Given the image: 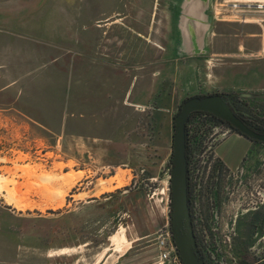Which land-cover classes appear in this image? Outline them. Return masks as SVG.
I'll use <instances>...</instances> for the list:
<instances>
[{
    "label": "rangeland",
    "instance_id": "rangeland-1",
    "mask_svg": "<svg viewBox=\"0 0 264 264\" xmlns=\"http://www.w3.org/2000/svg\"><path fill=\"white\" fill-rule=\"evenodd\" d=\"M246 2L213 0L214 22L257 18L230 5ZM168 3L0 0V46L13 51L9 69H0V84L12 83L0 90V264H157L152 238L169 224L173 118L182 101L215 91L254 94L249 106L264 116V78L246 73L255 68L263 75L264 57L173 56L178 41L165 39ZM257 25L256 44L264 48V22ZM235 29L212 37L232 40L220 48L228 54L247 39L232 36ZM7 32L13 40L3 37ZM93 51L91 68H126L128 79L152 68L151 81L136 87L128 81L130 101L145 100L152 89L150 105L126 107V136L107 127L109 119H116L113 126L122 119L110 112L96 121L105 127L103 138L57 135L61 120L70 118L60 113L69 80L62 68L77 58L80 68H90L86 56ZM235 138L217 149L231 168L246 150L253 157L258 151Z\"/></svg>",
    "mask_w": 264,
    "mask_h": 264
},
{
    "label": "crops",
    "instance_id": "crops-1",
    "mask_svg": "<svg viewBox=\"0 0 264 264\" xmlns=\"http://www.w3.org/2000/svg\"><path fill=\"white\" fill-rule=\"evenodd\" d=\"M168 3L167 7V14L166 17L167 22L166 25L169 28L173 29V26L175 25V22H177L179 26V30L176 29L175 36L167 38L169 41H183L182 44V50H172L171 54L173 56L179 57V58H197L202 56H208L207 54L211 55V57L217 58L220 56H228L230 57H242L246 59L250 58H259L264 57V48H260L258 44H256L257 41H261V30L260 27L257 25L258 23L264 22L263 19H251V20H239V18L233 19V20H216L217 22H214V17L212 15V5L213 0H205V1H199V7H198V14L196 15H190L185 14V10L183 9L184 2L182 0H174V2ZM228 1H235V0H228ZM247 5H243L241 3H235L230 5H235V10H238L240 12L245 11L246 13H255L252 12L254 10H259L260 8L252 7L257 6L255 1L259 0H246ZM253 1V2H251ZM170 5V6H169ZM239 5H242L241 7ZM238 6V7H236ZM261 9H264L263 7ZM241 19V17H240ZM237 23V24H236ZM257 23V24H256ZM218 26H217V25ZM236 24V25H235ZM236 26V33L232 34V36L236 38L244 37L247 38L243 41L238 42L237 50L238 53H231L228 54L227 52L222 51L225 46H222L225 42L226 45H233L232 40H226L223 41V39H220L218 42V38H212V37H227L228 34H231L234 30V27ZM198 29H202L204 36V42H200L196 49H190L188 46V42L190 41L191 37L193 36L194 32ZM228 30H231V33H229ZM6 35L10 36H4V38L13 40L14 39V33L7 32ZM167 34V32H166ZM214 40L216 42L214 43ZM222 41V42H221ZM245 43V44H244ZM222 48V50L220 49ZM239 51H242L239 53ZM0 54H2V58L0 61V69L4 71H7L9 68V60L10 63L13 61V51L12 48L9 49V44L5 43V45L0 46ZM87 62L90 63V68L87 66L85 68H80V62L78 58L76 60H72V63L70 65V68H62L64 73H69V80H66L64 77V90H65V97H64V103H62V107L60 109V113L63 114L65 117L69 115L70 118H64L61 120V124L59 125V130L56 131L57 135L60 136H71V137H92V138H103L105 135L101 133V130H103L105 127L103 125L96 124V121L102 120V116L104 113L110 112L115 113L118 115H122V119L118 117V125L113 126V121L116 119H109V122H112L109 126H107L109 129H122L124 132L122 133L123 136L127 135L126 129H127V106H139L142 107L143 105H150L153 91L152 89L146 90V99L142 100H135L130 101L129 97L131 95L132 89H128V81L129 86L136 87L135 85L139 81H143V79H149L150 81L154 77V72H152V68L150 71H147L145 76L143 74L141 75H134V77L131 76V78L128 79L127 76V69L126 68H105V66L102 65V68H96L92 66L91 68V62L94 65V51L92 54H89L86 56ZM255 67V66H254ZM136 69V68H135ZM143 69V68H140ZM137 70V69H136ZM262 72V71H261ZM247 76L250 78L251 74H253V77H256L257 81L264 78V72L261 73L258 70H255L253 68H247L246 69ZM255 73L258 75L255 76ZM133 78V79H132ZM5 79V78H4ZM3 80V79H0ZM133 80V81H132ZM139 80V81H138ZM12 83H3L0 84V90L9 88ZM261 90H264V85ZM84 89L87 90V93H84ZM243 93V92H239ZM246 94V93H244ZM109 95H112L111 98L108 99ZM113 95H115L113 97ZM248 96L252 97L254 94H247ZM130 101L128 104L127 101ZM155 103V102H152ZM91 116V118H90ZM94 116V117H92ZM73 118V119H72ZM90 120H95L94 124L90 123ZM122 120V125L120 124ZM83 122L79 124L78 122ZM106 127V128H107ZM100 130V132H99ZM108 137H113V135H110ZM235 139H240L239 136H235ZM245 154H249V151H245ZM244 154V155H245ZM241 156V159L243 156ZM222 161L227 165L224 158L219 156ZM240 159V160H241ZM240 160L238 162H240ZM252 162H255V160L252 159ZM228 166V165H227ZM155 252V251H154ZM156 254V253H155Z\"/></svg>",
    "mask_w": 264,
    "mask_h": 264
},
{
    "label": "flooded vegetation",
    "instance_id": "flooded-vegetation-1",
    "mask_svg": "<svg viewBox=\"0 0 264 264\" xmlns=\"http://www.w3.org/2000/svg\"><path fill=\"white\" fill-rule=\"evenodd\" d=\"M179 26L177 22L173 29H168L166 26V36L174 37ZM202 33V29L194 32L188 42L190 49H196L200 42H204L205 36ZM165 39L168 45L170 41ZM182 44V40L177 42V51L182 50L180 49ZM208 95L231 98L229 105L234 116L255 135L264 136V116L254 112L249 106L248 100L252 97L247 94L223 91L200 93L185 98L182 103L191 97ZM206 114L208 113L193 112L190 116ZM195 117L191 120L189 117V120L192 121ZM221 121L229 129L227 138L231 135L239 136L254 145L258 151L254 157L251 154H245L235 168L227 166L221 160L229 169H236L237 173L228 176L223 190L216 183L208 192L207 204L203 208L205 218H203L201 236H197L195 225L192 222L199 258L203 264H264V159L261 157V154H264V143L240 134L230 123ZM186 138L188 204L191 216L189 135ZM252 159L255 162H252ZM212 229L215 230L216 235L209 233Z\"/></svg>",
    "mask_w": 264,
    "mask_h": 264
},
{
    "label": "water",
    "instance_id": "water-1",
    "mask_svg": "<svg viewBox=\"0 0 264 264\" xmlns=\"http://www.w3.org/2000/svg\"><path fill=\"white\" fill-rule=\"evenodd\" d=\"M185 14H198V2L205 0H182ZM182 49V46L180 47ZM231 98L220 95L191 97L185 100L173 118L171 168L169 174V225L182 264H203L199 258L192 229L187 182L186 124L191 113L203 112L230 123L247 137L264 143V136H257L236 118L230 108Z\"/></svg>",
    "mask_w": 264,
    "mask_h": 264
},
{
    "label": "built area",
    "instance_id": "built-area-1",
    "mask_svg": "<svg viewBox=\"0 0 264 264\" xmlns=\"http://www.w3.org/2000/svg\"><path fill=\"white\" fill-rule=\"evenodd\" d=\"M252 7L264 8L259 5ZM187 133L190 139L189 182L192 204L190 218L199 237L202 233L203 218H205L203 208L207 204L208 192L216 183L223 190L228 176L236 175L237 172L236 169H229L217 153L219 145L229 133V129L224 124L217 122L209 115H199L187 124ZM263 156L264 154H261L264 159ZM167 182H169V176ZM168 192L170 195V191ZM169 202L168 196V205H170ZM209 233L214 235L216 232L212 229ZM152 244L157 264H182L169 224L154 234Z\"/></svg>",
    "mask_w": 264,
    "mask_h": 264
},
{
    "label": "bare ground",
    "instance_id": "bare-ground-1",
    "mask_svg": "<svg viewBox=\"0 0 264 264\" xmlns=\"http://www.w3.org/2000/svg\"><path fill=\"white\" fill-rule=\"evenodd\" d=\"M234 7H235V5H233ZM232 11V10H231ZM252 12H255V13H246L247 14V16L246 15H244L245 17H251V18H255V17H257V18H255V19H258V18H261L262 19V17H260V15H263L264 14V9H259V10H254V11H252ZM251 20V19H250ZM264 20V19H263ZM117 180H118V178H116ZM120 180V179H119ZM122 182H119V185L121 184ZM164 193V192H163Z\"/></svg>",
    "mask_w": 264,
    "mask_h": 264
},
{
    "label": "trees",
    "instance_id": "trees-1",
    "mask_svg": "<svg viewBox=\"0 0 264 264\" xmlns=\"http://www.w3.org/2000/svg\"><path fill=\"white\" fill-rule=\"evenodd\" d=\"M179 107H180V106H179ZM206 115L211 116V117H212L214 120H216L217 122L223 123L220 119L214 117V116L211 115V114H206ZM195 116H199V115H195ZM195 116H190V120H191V118H193V117H195ZM190 120H189L187 123H189ZM186 131H187V126H186ZM187 135H188V133L186 132V137H187ZM186 141H187V138H186ZM186 145H187V142H186ZM186 148H187V147H186ZM170 161H171V160H170Z\"/></svg>",
    "mask_w": 264,
    "mask_h": 264
}]
</instances>
